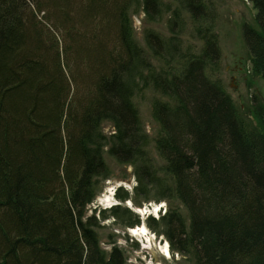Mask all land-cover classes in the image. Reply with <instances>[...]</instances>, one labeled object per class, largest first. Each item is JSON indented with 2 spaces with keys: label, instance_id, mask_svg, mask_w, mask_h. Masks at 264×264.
<instances>
[{
  "label": "trees",
  "instance_id": "1",
  "mask_svg": "<svg viewBox=\"0 0 264 264\" xmlns=\"http://www.w3.org/2000/svg\"><path fill=\"white\" fill-rule=\"evenodd\" d=\"M247 1L257 27L244 41L264 78V0ZM141 10L151 22L169 15L171 36L148 30L141 47ZM217 19L207 0H0V264H126L87 213L111 175L107 155L133 166L136 197L169 203L149 226L174 252L264 264V105L253 100L254 125L217 78ZM147 89L161 97L158 160L134 102Z\"/></svg>",
  "mask_w": 264,
  "mask_h": 264
},
{
  "label": "rangeland",
  "instance_id": "2",
  "mask_svg": "<svg viewBox=\"0 0 264 264\" xmlns=\"http://www.w3.org/2000/svg\"><path fill=\"white\" fill-rule=\"evenodd\" d=\"M169 2L171 0H164ZM215 8L218 14L216 33L219 39L221 51V71L217 78L221 81L226 92L231 96L235 105L254 125H258L257 119L252 115L254 99L264 105V78L254 76L251 71V61L244 41L246 26L257 27L256 10L247 0H207ZM169 15L151 22L141 10L132 16L134 35L138 44L146 48L145 33L152 30L163 37H170L168 30ZM188 45H198L187 35L184 36ZM154 63H157L156 61ZM161 97L147 89L139 93L134 102L139 110L140 118L145 132L152 141L156 138L159 126L153 117V103ZM113 128L110 124H104L103 130L109 135ZM150 155L158 160L154 141L150 145ZM111 175L108 179L99 181V192L96 199L88 206V216H96L100 227L97 229L102 249L110 253L114 247H118L126 260V264H192L188 257L174 252L167 238L162 234L161 229H153L149 226L151 218L159 221L164 216L165 210L169 208L166 201L156 202L145 201L135 194L137 179L134 168L131 165H122L114 159L106 156ZM119 193H127L128 198H118ZM163 204L164 208L158 213L143 214L146 207ZM114 208L127 210L133 220L139 223L129 227L119 222L111 215ZM105 213V217H103ZM137 226H145L152 241L146 238L133 236L132 229ZM153 236V237H152ZM167 242L170 247V257L163 254L160 243Z\"/></svg>",
  "mask_w": 264,
  "mask_h": 264
},
{
  "label": "bare ground",
  "instance_id": "3",
  "mask_svg": "<svg viewBox=\"0 0 264 264\" xmlns=\"http://www.w3.org/2000/svg\"><path fill=\"white\" fill-rule=\"evenodd\" d=\"M159 209H160V206L153 205V208L146 207L144 211L142 210V212L143 214H147V213L151 214V212L158 213ZM131 233L133 236L146 238L148 242L152 241L151 237H149V234H148L149 232L145 226H142V227L140 226L138 228L132 229ZM159 245H160L159 247L162 250L163 254L166 255L167 257H170L169 244L166 242L165 245H162V242H161Z\"/></svg>",
  "mask_w": 264,
  "mask_h": 264
}]
</instances>
